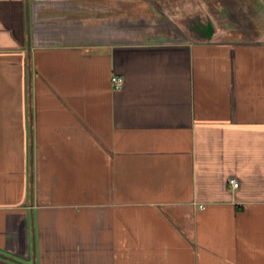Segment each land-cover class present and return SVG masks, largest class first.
Instances as JSON below:
<instances>
[{
  "label": "crops",
  "instance_id": "crops-1",
  "mask_svg": "<svg viewBox=\"0 0 264 264\" xmlns=\"http://www.w3.org/2000/svg\"><path fill=\"white\" fill-rule=\"evenodd\" d=\"M0 264H264V0H0Z\"/></svg>",
  "mask_w": 264,
  "mask_h": 264
},
{
  "label": "built area",
  "instance_id": "built-area-1",
  "mask_svg": "<svg viewBox=\"0 0 264 264\" xmlns=\"http://www.w3.org/2000/svg\"><path fill=\"white\" fill-rule=\"evenodd\" d=\"M110 82L114 89H120L124 83L122 77L115 76V75L110 79ZM228 184H229V187H231V189H234V190L237 189L239 186V183L235 178H230L228 180Z\"/></svg>",
  "mask_w": 264,
  "mask_h": 264
}]
</instances>
